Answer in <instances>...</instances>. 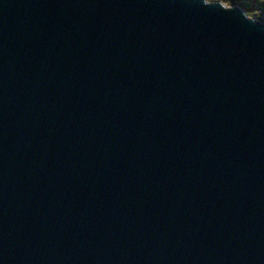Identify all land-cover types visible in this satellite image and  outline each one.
I'll list each match as a JSON object with an SVG mask.
<instances>
[{
	"label": "water",
	"instance_id": "95a60500",
	"mask_svg": "<svg viewBox=\"0 0 264 264\" xmlns=\"http://www.w3.org/2000/svg\"><path fill=\"white\" fill-rule=\"evenodd\" d=\"M0 264H264V23L0 0Z\"/></svg>",
	"mask_w": 264,
	"mask_h": 264
},
{
	"label": "rangeland",
	"instance_id": "374dc122",
	"mask_svg": "<svg viewBox=\"0 0 264 264\" xmlns=\"http://www.w3.org/2000/svg\"><path fill=\"white\" fill-rule=\"evenodd\" d=\"M208 1H223L227 5L239 6L240 3H243L244 10L249 16L262 21L264 23V0H208Z\"/></svg>",
	"mask_w": 264,
	"mask_h": 264
},
{
	"label": "trees",
	"instance_id": "16d2710c",
	"mask_svg": "<svg viewBox=\"0 0 264 264\" xmlns=\"http://www.w3.org/2000/svg\"><path fill=\"white\" fill-rule=\"evenodd\" d=\"M239 6H243V3H240Z\"/></svg>",
	"mask_w": 264,
	"mask_h": 264
}]
</instances>
